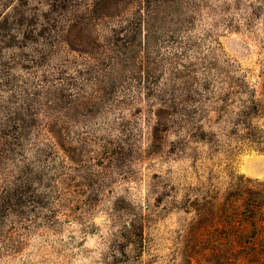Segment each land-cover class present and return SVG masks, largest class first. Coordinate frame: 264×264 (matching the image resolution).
<instances>
[{
  "label": "rangeland",
  "instance_id": "rangeland-1",
  "mask_svg": "<svg viewBox=\"0 0 264 264\" xmlns=\"http://www.w3.org/2000/svg\"><path fill=\"white\" fill-rule=\"evenodd\" d=\"M252 89L264 0H0V264H188L193 199L264 183Z\"/></svg>",
  "mask_w": 264,
  "mask_h": 264
},
{
  "label": "trees",
  "instance_id": "trees-1",
  "mask_svg": "<svg viewBox=\"0 0 264 264\" xmlns=\"http://www.w3.org/2000/svg\"><path fill=\"white\" fill-rule=\"evenodd\" d=\"M263 107L264 91L252 89L241 120L233 123L241 129L230 142L264 152V130L249 122ZM186 210L191 218L181 231L179 252L188 264L199 251L227 264H264V183L230 175L223 192L197 196Z\"/></svg>",
  "mask_w": 264,
  "mask_h": 264
}]
</instances>
